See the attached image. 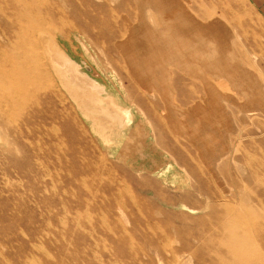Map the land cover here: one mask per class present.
Listing matches in <instances>:
<instances>
[{"label":"rangeland","instance_id":"374dc122","mask_svg":"<svg viewBox=\"0 0 264 264\" xmlns=\"http://www.w3.org/2000/svg\"><path fill=\"white\" fill-rule=\"evenodd\" d=\"M180 1L225 54L135 0H0V264H264V117L238 111L264 0Z\"/></svg>","mask_w":264,"mask_h":264},{"label":"bare ground","instance_id":"6f19581e","mask_svg":"<svg viewBox=\"0 0 264 264\" xmlns=\"http://www.w3.org/2000/svg\"><path fill=\"white\" fill-rule=\"evenodd\" d=\"M135 1L137 3V8L140 12L145 11L149 13L148 16H149L150 26L154 28L162 27L166 29L164 35L169 36L170 38H177V40H179V41L176 40L173 43L172 48L174 52H176L179 43H182L180 45H184V44L186 45L187 42L190 43L192 42L193 39H195V41L198 42V45L196 47H199L200 51L204 53L207 52L209 42L212 41L225 48V50L223 49V51L220 52V55L225 54L226 50L228 49V46L223 42V40L220 38L218 33L215 32L211 27L205 26L197 22L194 19V17H192L193 15H191L188 12V10L185 8L184 4H182L180 0H135ZM0 34H2L1 26H0ZM157 38L158 37H155V39ZM184 39L185 42H183ZM201 52H199V54H201ZM186 53H188L187 56L190 57L189 52ZM194 56H195V52L191 54V57ZM238 79H240V83H238L240 88L246 87V83H245L246 80L251 82L248 85L250 88L248 89V91L251 92V95L248 94V91H246V93L243 94L239 93V97L240 98L245 97L246 100L244 104L238 103V111L242 114V118L246 119L250 112H260L261 115L264 117V94H262V90H260L258 84L248 74L244 73L239 68V66H238ZM243 83L245 84L242 86ZM238 91L241 92L240 89H238ZM215 100L216 102H213L211 106H215L217 108L220 107L222 100L221 102L218 99ZM168 117L173 118V114L169 113ZM204 156L212 158L208 154H206V152L204 153Z\"/></svg>","mask_w":264,"mask_h":264},{"label":"water","instance_id":"95a60500","mask_svg":"<svg viewBox=\"0 0 264 264\" xmlns=\"http://www.w3.org/2000/svg\"><path fill=\"white\" fill-rule=\"evenodd\" d=\"M73 62H74V61H73ZM87 77H88V76H87ZM88 78H89V77H88ZM91 80H92V79H91ZM96 83H97V82H96ZM97 84H98V83H97ZM98 85H99V84H98ZM99 86H100V85H99ZM100 87H101V89H102V96H103L104 89H103L102 86H100ZM106 100H107V102H106V105H107L109 99H106ZM110 100H111V99H110ZM108 104H109V105H114V103H113L112 100H111L110 103H108ZM107 106H108V105H107ZM114 106L116 107V106H118V105H114ZM118 107H119V106H118ZM119 108H120V107H119ZM108 110L111 111V112L113 113V111H114L115 109H114V110H110V109H108Z\"/></svg>","mask_w":264,"mask_h":264},{"label":"crops","instance_id":"0c3cea01","mask_svg":"<svg viewBox=\"0 0 264 264\" xmlns=\"http://www.w3.org/2000/svg\"><path fill=\"white\" fill-rule=\"evenodd\" d=\"M194 44V43H193ZM151 74V73H150ZM153 78V77H152ZM158 90H160V87H158Z\"/></svg>","mask_w":264,"mask_h":264}]
</instances>
